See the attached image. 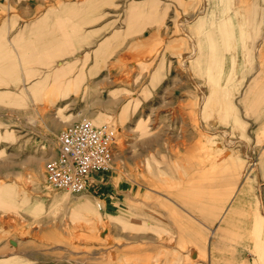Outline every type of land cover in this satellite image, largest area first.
<instances>
[{
	"label": "rangeland",
	"instance_id": "rangeland-1",
	"mask_svg": "<svg viewBox=\"0 0 264 264\" xmlns=\"http://www.w3.org/2000/svg\"><path fill=\"white\" fill-rule=\"evenodd\" d=\"M170 10L143 55L103 62L93 104L60 102L75 88L57 78L28 94L0 81V264H264V0ZM83 119L116 130L108 201L47 181ZM82 193L86 215L54 201Z\"/></svg>",
	"mask_w": 264,
	"mask_h": 264
},
{
	"label": "crops",
	"instance_id": "crops-1",
	"mask_svg": "<svg viewBox=\"0 0 264 264\" xmlns=\"http://www.w3.org/2000/svg\"><path fill=\"white\" fill-rule=\"evenodd\" d=\"M199 3L200 0H0V81L25 88L28 94L29 87L41 90L50 79L57 78L59 92L71 85L75 88L73 97L63 96L60 102L74 98L73 103L93 104V78L97 84L103 80L99 76L103 62L116 57V62L121 63L128 56L143 55L146 51H134L135 48L144 49L161 35L158 26L165 22L162 5H170L167 21L175 23L176 11L189 17ZM73 53V60L67 58ZM72 63L76 64L74 75L69 76ZM51 65H55L57 76L51 77L47 70ZM97 67L99 74L93 77ZM121 86L112 81L109 88L113 92V88ZM114 100L110 98L105 103ZM103 177L97 174L88 183L87 191L108 201L111 187Z\"/></svg>",
	"mask_w": 264,
	"mask_h": 264
},
{
	"label": "built area",
	"instance_id": "built-area-1",
	"mask_svg": "<svg viewBox=\"0 0 264 264\" xmlns=\"http://www.w3.org/2000/svg\"><path fill=\"white\" fill-rule=\"evenodd\" d=\"M111 123L95 124L83 119L69 125L59 135V149L47 165L49 185L57 191L77 193L99 173L111 169L116 143Z\"/></svg>",
	"mask_w": 264,
	"mask_h": 264
},
{
	"label": "bare ground",
	"instance_id": "bare-ground-1",
	"mask_svg": "<svg viewBox=\"0 0 264 264\" xmlns=\"http://www.w3.org/2000/svg\"><path fill=\"white\" fill-rule=\"evenodd\" d=\"M240 12V11H239ZM223 13V11H222ZM247 15V13H246ZM250 15V14H249ZM248 15V17H249ZM251 16V15H250ZM235 17V16H234ZM250 18V17H249ZM225 21V20H224ZM239 24V23H238ZM241 24V23H240ZM238 28H239V25H237ZM232 31V30H231ZM236 32V31H235ZM238 32V31H237ZM241 32V31H240ZM233 33H234V30H233ZM39 159V158H38ZM42 159V158H41ZM38 165V166H37ZM37 167L38 168H42L43 169V166L41 165V162L40 163H37ZM41 170V169H40ZM42 171V170H41ZM41 174H43L42 172H40ZM66 195V194H65ZM55 202L57 203H60V204H66L69 206V208H73V212L79 216V215H86L87 214V211L89 208H87V200H86V193H82V194H79L75 197H69V196H63L59 199H56L54 200ZM90 206V205H89ZM98 208H101L100 204H98L97 206ZM94 209V208H93ZM100 210V209H99ZM98 213V212H97ZM97 219L99 218V215L96 216ZM8 252V251H7Z\"/></svg>",
	"mask_w": 264,
	"mask_h": 264
}]
</instances>
